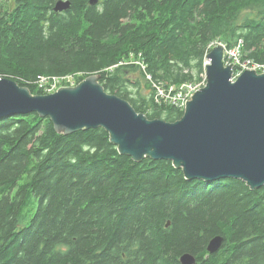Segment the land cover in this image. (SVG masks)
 I'll return each instance as SVG.
<instances>
[{
  "label": "trees",
  "instance_id": "16d2710c",
  "mask_svg": "<svg viewBox=\"0 0 264 264\" xmlns=\"http://www.w3.org/2000/svg\"><path fill=\"white\" fill-rule=\"evenodd\" d=\"M0 0V77L100 75L137 112L166 121L183 111L153 99V80L198 79L210 43L242 40L264 62V0ZM138 70L151 92L133 93ZM170 222L166 227V223ZM223 238L215 253L206 245ZM264 264V185L187 180L171 161L122 155L101 127L57 133L37 113L0 118V264Z\"/></svg>",
  "mask_w": 264,
  "mask_h": 264
},
{
  "label": "water",
  "instance_id": "95a60500",
  "mask_svg": "<svg viewBox=\"0 0 264 264\" xmlns=\"http://www.w3.org/2000/svg\"><path fill=\"white\" fill-rule=\"evenodd\" d=\"M99 1L88 0V4ZM70 6V0H56L52 10L58 13ZM223 52V45L216 44L207 53L206 84L186 101L175 121L137 112L128 100L107 92L99 74L42 94L1 77L0 118L37 113L65 135L101 127L117 151L135 162L145 157L164 159L181 169L187 180L232 177L253 190L264 185V73L247 68L232 81L233 63L224 64ZM222 242V236L215 235L206 250L215 253ZM178 260L196 264L189 252Z\"/></svg>",
  "mask_w": 264,
  "mask_h": 264
},
{
  "label": "built area",
  "instance_id": "2783aa9c",
  "mask_svg": "<svg viewBox=\"0 0 264 264\" xmlns=\"http://www.w3.org/2000/svg\"><path fill=\"white\" fill-rule=\"evenodd\" d=\"M216 44H222L224 47L223 60L225 65L233 63L231 80L235 81L236 78L247 68L254 69L257 73H264V62H256L251 59L242 57L241 45L242 40H239L234 46L228 47L220 41H215L209 44L208 51ZM205 54V56H206ZM206 60V58H205ZM134 63L138 65L144 72L146 79L150 82L153 89V99L158 104H171L176 106L180 110H184L186 101L192 98L193 93L202 88L206 83L205 76V61L203 64V72L199 75L198 79L185 81L179 85H167L160 81L152 79V76L145 71V66L140 60L135 59V56L131 53L127 61H121L120 64ZM76 76L74 74H64L60 76H47V78H41L35 80V84L43 89L45 93H51L56 90L59 85H75Z\"/></svg>",
  "mask_w": 264,
  "mask_h": 264
},
{
  "label": "rangeland",
  "instance_id": "374dc122",
  "mask_svg": "<svg viewBox=\"0 0 264 264\" xmlns=\"http://www.w3.org/2000/svg\"><path fill=\"white\" fill-rule=\"evenodd\" d=\"M204 61H205V58H204ZM130 75L132 76V80L134 82H138L139 83L138 86H131L130 87V89L133 91V93L137 92L139 89H142V93L143 94H145V93L149 94L151 92V90L153 92V89H152L151 85H150L151 90L149 88H146V86H145V80L139 74L138 70L132 71V73ZM42 78H47V77H42Z\"/></svg>",
  "mask_w": 264,
  "mask_h": 264
},
{
  "label": "bare ground",
  "instance_id": "6f19581e",
  "mask_svg": "<svg viewBox=\"0 0 264 264\" xmlns=\"http://www.w3.org/2000/svg\"><path fill=\"white\" fill-rule=\"evenodd\" d=\"M41 78H42V77H41ZM39 79H40V78H39ZM39 79H38V80H39Z\"/></svg>",
  "mask_w": 264,
  "mask_h": 264
}]
</instances>
